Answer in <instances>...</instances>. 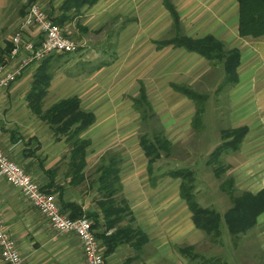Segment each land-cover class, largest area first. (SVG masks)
<instances>
[{
  "label": "crops",
  "instance_id": "1",
  "mask_svg": "<svg viewBox=\"0 0 264 264\" xmlns=\"http://www.w3.org/2000/svg\"><path fill=\"white\" fill-rule=\"evenodd\" d=\"M170 1L179 14L184 35L192 38L211 35L226 49L238 48L240 52L237 82L225 93L228 103L225 110L218 109L217 105L209 110L213 116L225 114L226 129H247L239 149L222 155L237 191L256 194L264 190V40L238 35L235 0ZM36 2L52 19L62 18L60 7L64 0H34ZM27 3L28 0H0V63L7 71L16 69L20 62V55L10 56L8 50L15 33L21 31L23 44L37 43L40 39L37 27L23 29L21 26L29 9ZM189 4L197 10L200 8V19L197 16L200 25L194 20L190 22L191 26L198 25L197 33L193 34L188 32L189 11H193L186 10ZM69 16V20L58 26L80 47L74 54L52 56L49 65L53 75L42 108L46 110L67 96H77L81 109L94 115V122L80 135L89 141L85 167L80 176L74 175L69 158L70 143L66 137L56 140L46 121L29 106L27 96L40 62L24 67L16 80L0 93V150L43 190L54 194L59 205L73 204L88 215L96 223L97 234L109 235L115 227L136 232L131 242H123L111 254L104 255L103 264H164V260L173 258L179 264L194 263L179 249L192 246L197 253L198 246L206 242L203 236L206 234L194 225L192 213L180 196L181 180L166 175L171 168L159 163L160 160L168 163L174 153L168 157L162 154L150 176L149 158L140 143L141 136H147L142 124L148 119L142 120L141 110L133 101L139 97L143 86L151 112L159 122L158 131L172 148L183 147V142L197 132L193 127L196 107L172 85L187 83L185 75L189 76L195 66L199 67L200 58H204L182 48L174 49L172 45L158 48V42L173 33L172 19L162 0H98L90 7H83L79 15ZM168 52H176L182 58H167ZM193 57L198 59L196 65L186 60ZM198 70L197 80L211 78L206 73L207 68L200 67V74ZM205 96L206 100L212 99L209 94ZM206 112L204 105L200 125L203 138L206 137L203 126ZM221 142L219 131L218 142L212 147L206 144L200 147L204 151L200 152V157L204 156L200 164L204 168L200 170L208 169L206 157ZM111 158L117 160L119 178V188L113 196L116 202L123 200L128 209L127 217L113 227L106 223L99 205L105 200L101 168L109 165ZM191 162L184 163L191 165ZM198 173H194L196 198L198 191L204 188L201 181V185L197 182L196 176H201L200 171ZM229 207L226 206L225 211ZM70 212L66 210L65 214ZM0 216L26 264L82 262L78 238L72 233L54 232L20 190L1 176ZM252 231L260 235L262 248L254 247L262 257L264 211L258 215ZM0 264H4L1 259Z\"/></svg>",
  "mask_w": 264,
  "mask_h": 264
},
{
  "label": "trees",
  "instance_id": "2",
  "mask_svg": "<svg viewBox=\"0 0 264 264\" xmlns=\"http://www.w3.org/2000/svg\"><path fill=\"white\" fill-rule=\"evenodd\" d=\"M97 1L64 0L60 7L62 18L52 19L47 15L55 24L62 25L65 20L71 18L70 14H73V17L77 16L83 7H90ZM235 1L238 3V35L240 37L243 36V38L250 37L264 40V0ZM162 2L170 13L173 33L166 40L158 42V48L172 45L174 49L182 48L187 52L196 53L210 62L220 64L224 71L223 85L227 86L229 84L230 87L234 85L237 82V67L240 61L238 48L226 49L220 40L211 35L203 38L187 37L181 29L182 23L175 6L170 0H162ZM32 3H34V0H28L26 8ZM8 50H11V46L8 47ZM53 55L55 54L44 58L40 62L33 76L32 86L27 98L31 110L42 120L46 121L55 139L60 140L66 137V140L71 145L69 155L71 167L74 170V175L80 176L79 173L86 165L85 149L89 145V141L81 138L80 135L94 122L95 118L91 112L81 109L80 99L77 96H67V98L58 100L46 110H43V99L47 95L53 75L49 65ZM172 87L176 92L186 96L195 103L196 113L193 117V127L198 131L204 112L203 103L206 96L195 92L191 88L189 89L183 84H173ZM133 103L138 110H141L142 120L145 121L153 117L143 86L140 88L139 97ZM246 132L247 129L245 127L221 131L222 142L209 154L207 161V165L213 170L214 177L219 178L220 174L227 169L226 166L220 163V156L223 153L239 149ZM152 134L151 138L142 135L140 139L141 148H143L149 158L148 172L150 176L153 174L154 163L161 158L162 154L168 157L174 153V148H172L171 143L163 136L162 132L156 130ZM101 170L103 172L101 183L105 200H102L99 205L106 223L109 222V227H113L124 217H127L128 214L125 202L123 200L116 202L113 196L119 188L117 160L111 158L109 165L103 166ZM193 172L191 168L171 169L166 172V175L181 180L180 196L188 205L192 213V220L197 228L205 232L208 237L217 239L220 236L221 222H223L231 237L237 240L255 227L258 215L264 211V190L253 194L249 191H237L233 187V181L228 180L221 183L220 190L228 196L231 203L230 207L221 214L213 208L205 207L198 203L195 195L196 179ZM60 208L63 213L66 210L71 211L68 216L72 219L82 216L90 219L88 215L81 213L80 209L73 204H60ZM91 221L93 222L92 219ZM95 226L96 223H92L93 229ZM135 233L127 228L115 227V230L109 235H99L97 233L96 235L99 240H102L101 245L105 249L104 255H109L119 244L131 242L135 238ZM179 251L190 262L196 264H228L219 258H205L196 253L192 246L182 247Z\"/></svg>",
  "mask_w": 264,
  "mask_h": 264
},
{
  "label": "rangeland",
  "instance_id": "3",
  "mask_svg": "<svg viewBox=\"0 0 264 264\" xmlns=\"http://www.w3.org/2000/svg\"><path fill=\"white\" fill-rule=\"evenodd\" d=\"M186 10L191 9L193 11H189V21L188 22V32L190 34L197 33V26L200 25V21L197 20V16L200 19V8L197 10V8H193L191 4L185 6ZM47 14V13H46ZM184 14V13H183ZM182 14V15H183ZM187 19V17L185 18ZM194 20L198 22L197 26L192 24L190 25V22ZM200 34V32H199ZM167 58H173L176 59L175 57L182 58L178 53L176 52H168L165 54ZM200 58L199 61V67H194L190 73H188L189 76L185 75L184 81L189 87V89H193L197 93H201L204 95L211 96L209 99L211 100H206L204 101L205 108L207 110L206 112V117H203V126L205 125V138L200 137V129L197 132H194L187 141H184L183 147L178 146V148H174V154L171 156L172 159L168 161V163L163 162L165 160H160L159 163H162V166L166 168H171V169H183V168H191L195 173L198 174V171H200L201 176H196L198 179V183L200 185L203 183L202 189L198 191V196H197V201L200 205L205 206V207H210L218 211L219 213H222L225 211L226 206L230 205V200L226 194H223L222 191L220 190L221 183L225 181H233L230 176L227 174V169L226 171H223L220 174L219 178L213 177V170L210 166H208L207 170H200L201 168H204V166H201L200 164L202 163L204 156L201 155L200 157V152H204L201 148H203L206 145H214L216 142H218V133L219 131L221 132L222 129H226L228 127V124L226 123V120L224 117L225 114L220 115L221 113L215 115H212V112H210L209 109H212L213 107L217 105L218 109L221 107L223 110H225L227 106V101L225 99V93L228 92L230 85L228 84L227 86L223 85L224 82V71L222 69V66L219 64H213L209 63L207 60L205 61L204 59ZM123 60V58H122ZM190 65H196L198 62L197 57H193V59L188 60L186 59ZM131 68V65H127ZM200 67L207 68L206 73L209 74L208 76L211 78H205V79H196V71L197 68L198 74H200ZM223 76V77H222ZM223 80V82H221ZM221 82V83H219ZM184 84V85H185ZM131 92V89H130ZM135 92V91H134ZM136 93V92H135ZM203 105V106H204ZM216 107V108H217ZM195 110V108H194ZM218 112V111H217ZM148 114V113H147ZM150 120V121H149ZM146 124H149L151 126L146 127ZM159 122L158 120L153 116L148 119L147 122L142 124V130H144L147 134V136H152V130H159ZM143 134V133H142ZM203 138V139H202ZM206 144V145H205ZM201 147V148H200ZM210 147V148H211ZM208 148V150H210ZM214 150V148H213ZM212 150V151H213ZM211 151V152H212ZM190 154V155H188ZM207 159L209 158L206 157ZM220 163L222 165L226 164V158L222 155L220 157ZM192 161L191 165H185L188 162ZM168 165V166H167ZM206 166V165H205ZM202 183H201V182ZM235 183L233 182V187L236 186L234 185ZM237 190V189H236ZM222 194L225 197H222ZM222 197V198H220ZM220 236L217 239H212L206 235L205 236V244H200L197 249V253L204 256L205 258L208 259H215L219 258L224 262H227L228 264H264V255L261 257L259 252H257L256 248L254 246L258 245V249L261 250L262 246L259 242L260 235L258 232L253 233L252 229L247 232L245 236H242L240 238L233 239L231 235L228 233L226 226L223 222H221L220 225ZM207 239L209 240L207 242ZM250 249V247H252ZM262 254H264L262 252ZM254 257V259H253ZM164 264H179L177 262V259H172V261H163ZM160 264V263H159ZM189 264H194V263H189Z\"/></svg>",
  "mask_w": 264,
  "mask_h": 264
},
{
  "label": "built area",
  "instance_id": "4",
  "mask_svg": "<svg viewBox=\"0 0 264 264\" xmlns=\"http://www.w3.org/2000/svg\"><path fill=\"white\" fill-rule=\"evenodd\" d=\"M22 28L35 26L39 30L40 39L37 43H21V31L14 34L11 40L10 56L20 55V62L16 69L7 71L0 63V93L20 75L23 68L29 64L41 62L52 54H74L79 45L65 35L62 29L46 14L44 9L36 3L29 6L24 15ZM0 176L12 186L18 188L23 197L48 222L50 228L58 233L74 234L82 247L83 260L80 264H103L104 250L100 245L92 221L84 216L72 219L61 211L54 194L43 188L32 179L15 161L8 158L0 150ZM0 259L4 264H26L17 249L14 238L5 228L0 216Z\"/></svg>",
  "mask_w": 264,
  "mask_h": 264
}]
</instances>
